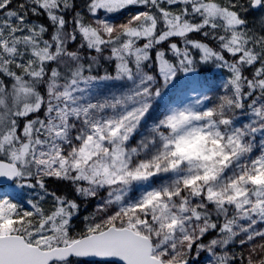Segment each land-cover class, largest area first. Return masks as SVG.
Wrapping results in <instances>:
<instances>
[{
    "label": "snow or ice",
    "instance_id": "1",
    "mask_svg": "<svg viewBox=\"0 0 264 264\" xmlns=\"http://www.w3.org/2000/svg\"><path fill=\"white\" fill-rule=\"evenodd\" d=\"M0 264H264V0H0Z\"/></svg>",
    "mask_w": 264,
    "mask_h": 264
},
{
    "label": "trees",
    "instance_id": "2",
    "mask_svg": "<svg viewBox=\"0 0 264 264\" xmlns=\"http://www.w3.org/2000/svg\"><path fill=\"white\" fill-rule=\"evenodd\" d=\"M14 6H15V4H13V7ZM212 76H215V75L213 74ZM47 183H48V187H49L50 190L57 191L58 193L67 191V189L64 186V184L59 182V181L48 180ZM20 195L23 196V197H27L28 192H20ZM89 209H90V206L85 207L84 205H82L81 217L83 215L87 214L90 211ZM74 223H77V222H74Z\"/></svg>",
    "mask_w": 264,
    "mask_h": 264
},
{
    "label": "rangeland",
    "instance_id": "3",
    "mask_svg": "<svg viewBox=\"0 0 264 264\" xmlns=\"http://www.w3.org/2000/svg\"><path fill=\"white\" fill-rule=\"evenodd\" d=\"M127 15H128V12H127V11L124 12V13H122V14H115V15L112 17V21L115 22V23L121 22V21L124 19V17L127 16ZM255 15H256V16H259V13H256ZM249 19H250V21H251L253 18H252V17H249ZM213 74H214L215 76H219V75H220L219 72L213 71L212 73H209V74H208V75H209V79H211V77H212ZM49 180H51V179H49ZM53 181H55V180H53ZM21 192H28V190H23V191H21ZM89 210L91 211V207H90Z\"/></svg>",
    "mask_w": 264,
    "mask_h": 264
}]
</instances>
